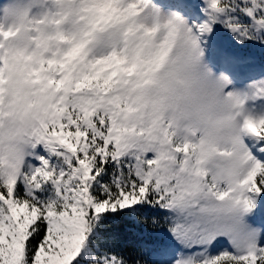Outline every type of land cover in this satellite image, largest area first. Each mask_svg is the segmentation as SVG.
I'll use <instances>...</instances> for the list:
<instances>
[{"label":"snow or ice","instance_id":"1","mask_svg":"<svg viewBox=\"0 0 264 264\" xmlns=\"http://www.w3.org/2000/svg\"><path fill=\"white\" fill-rule=\"evenodd\" d=\"M206 54L264 70V0H0V264H264V80Z\"/></svg>","mask_w":264,"mask_h":264},{"label":"rangeland","instance_id":"2","mask_svg":"<svg viewBox=\"0 0 264 264\" xmlns=\"http://www.w3.org/2000/svg\"><path fill=\"white\" fill-rule=\"evenodd\" d=\"M205 62L208 64V67L210 70L213 72L214 75L220 74L221 71H223L229 79V84L227 85L228 90H239V91H250L249 85H245L252 76L253 74L257 73H262L263 70H255L251 68H244V67H232V66H222V65H217L218 68L215 69L214 63L211 61V59L208 57L206 54L205 57ZM261 103V99H255V100H249L247 102V107H249L251 110H253L255 113L262 112L259 109V105Z\"/></svg>","mask_w":264,"mask_h":264},{"label":"trees","instance_id":"3","mask_svg":"<svg viewBox=\"0 0 264 264\" xmlns=\"http://www.w3.org/2000/svg\"><path fill=\"white\" fill-rule=\"evenodd\" d=\"M261 80H264V76L261 77L256 82H259ZM260 107H261V110L264 111V99H261ZM115 227L117 228V230H123L125 227H127V225H125L124 223H120V224L116 225Z\"/></svg>","mask_w":264,"mask_h":264}]
</instances>
